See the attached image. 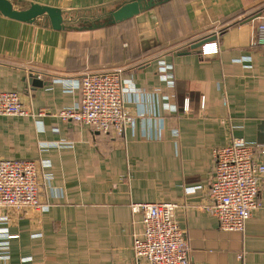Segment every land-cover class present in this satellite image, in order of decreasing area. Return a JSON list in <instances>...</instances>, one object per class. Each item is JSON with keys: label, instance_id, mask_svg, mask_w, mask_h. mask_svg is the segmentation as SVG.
Segmentation results:
<instances>
[{"label": "crops", "instance_id": "crops-1", "mask_svg": "<svg viewBox=\"0 0 264 264\" xmlns=\"http://www.w3.org/2000/svg\"><path fill=\"white\" fill-rule=\"evenodd\" d=\"M23 1L59 8L77 29L0 16V90L17 92L28 112L0 116V160L45 162L40 198L49 205L0 210L8 217L0 228L17 236L0 264H148L135 259L144 225L131 205L158 202L179 206L191 264H264V178L262 206L243 232L222 231L204 208L216 148L241 138L264 150V0H172L93 30L84 27L131 0ZM211 43L218 53L203 54ZM162 61L174 68L172 84ZM116 69L137 90L125 98L135 123L123 137L58 116L80 103V91L67 88L81 76ZM30 74L43 84L33 86Z\"/></svg>", "mask_w": 264, "mask_h": 264}, {"label": "built area", "instance_id": "built-area-1", "mask_svg": "<svg viewBox=\"0 0 264 264\" xmlns=\"http://www.w3.org/2000/svg\"><path fill=\"white\" fill-rule=\"evenodd\" d=\"M257 44L264 46V24L257 27ZM218 53L216 43L206 44L203 54ZM173 66L162 61L159 73L169 84L174 82ZM77 89L81 100L77 106L64 109L58 116L65 122L87 125L98 132L123 137L133 117L126 111V96L137 94L134 88H125L122 71H102L86 73L67 88ZM202 97L201 104L205 107ZM169 106V105H167ZM177 111L176 106L168 107ZM189 110V99L183 104ZM17 92L0 90V116H27ZM43 115V112L40 114ZM264 150L253 146L244 139H234L231 143L214 150V173L209 191V204L205 210L216 217L224 232H243L245 224L254 212L261 208V182L264 178ZM45 162L31 160H0V210H30L42 213L49 205L40 198L41 168ZM134 214L143 215L144 232L133 242L135 259L147 260L148 264H191L190 246L186 233L175 219L176 209L172 203L132 204ZM8 221L0 217V224ZM7 228H0V259H9V239Z\"/></svg>", "mask_w": 264, "mask_h": 264}, {"label": "water", "instance_id": "water-1", "mask_svg": "<svg viewBox=\"0 0 264 264\" xmlns=\"http://www.w3.org/2000/svg\"><path fill=\"white\" fill-rule=\"evenodd\" d=\"M171 1L172 0H131L119 6L114 11L109 12L103 22L101 21L99 24H94L92 26L88 25L89 27H84V30L106 28L111 25H116ZM0 16L28 24L36 22L37 19L41 17H47L53 30L62 31L77 29L67 24L65 16L59 8L33 3L26 9L23 0H0ZM257 17L258 16H255L254 18ZM99 21L100 20H97V22ZM202 45L203 42L200 41L193 44L190 48L195 50L201 48ZM29 82L33 84V86L43 84L33 74H30Z\"/></svg>", "mask_w": 264, "mask_h": 264}]
</instances>
